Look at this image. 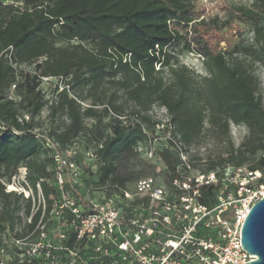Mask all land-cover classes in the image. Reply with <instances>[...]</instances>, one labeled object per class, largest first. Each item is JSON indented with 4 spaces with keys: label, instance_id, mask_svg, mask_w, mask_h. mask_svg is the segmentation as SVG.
<instances>
[{
    "label": "trees",
    "instance_id": "trees-1",
    "mask_svg": "<svg viewBox=\"0 0 264 264\" xmlns=\"http://www.w3.org/2000/svg\"><path fill=\"white\" fill-rule=\"evenodd\" d=\"M227 11L225 18L206 16L193 0H0V255L2 236L14 229L21 208L25 217L22 229L13 235L14 250L22 258L3 263L0 256V264H49L45 250L36 255L26 252L40 240L41 225L52 243L58 241L51 239V229L58 227L56 235L66 233L68 238L62 242L72 244L73 234L66 228L71 211L57 207L53 154L78 140L80 132L93 134L99 165L94 171L87 169L88 175L79 168L78 182L64 175L65 188L78 204L87 207L91 184L108 181L126 186L128 177L120 173L119 163L133 153L145 133L141 122L126 124L119 118L118 92L134 103L132 113H141L144 123H150L147 112L152 106L163 107L174 148L190 146L205 124L216 140H226L225 155L210 158L203 173L227 166L264 172V104L254 74L256 64L264 67V0L232 5ZM232 22L248 25L251 40L241 38L231 49H218L213 43L216 32ZM181 42L186 51L201 58L206 74L195 72L169 50ZM29 66L33 67L25 70ZM43 78L64 80L51 99L40 87ZM105 83L115 91L109 105L98 112L94 106L102 98L96 92ZM70 90L95 96L82 108ZM44 107L51 120L63 113L67 123L47 133L36 130L33 119ZM109 111L114 117L105 129L85 126V119L101 122ZM231 123L247 127L237 147L229 138ZM78 152L73 158L77 164ZM159 155L168 171L167 181L181 176L188 165L168 146ZM21 166L26 168L34 199L5 190ZM37 183L44 208L35 204ZM201 201L210 207L214 204L210 188L202 192Z\"/></svg>",
    "mask_w": 264,
    "mask_h": 264
},
{
    "label": "built area",
    "instance_id": "built-area-1",
    "mask_svg": "<svg viewBox=\"0 0 264 264\" xmlns=\"http://www.w3.org/2000/svg\"><path fill=\"white\" fill-rule=\"evenodd\" d=\"M78 149L74 140L53 154L57 207L71 211L66 228L73 242L63 243L68 237L58 232V243H52L41 225L40 240L30 244L28 255L45 250L49 264H243L254 258L241 247L240 230L252 204L264 197V172L238 166L181 173L165 184L153 176L135 179L131 188L108 181L91 184L83 209L65 188L64 178L67 174L78 182L80 169L73 160ZM36 187L37 203L44 208L39 183ZM209 188L214 194L211 207L201 201ZM5 190L34 199L24 166Z\"/></svg>",
    "mask_w": 264,
    "mask_h": 264
},
{
    "label": "rangeland",
    "instance_id": "rangeland-1",
    "mask_svg": "<svg viewBox=\"0 0 264 264\" xmlns=\"http://www.w3.org/2000/svg\"><path fill=\"white\" fill-rule=\"evenodd\" d=\"M195 6L199 9H204V14L206 16L217 15L218 17L225 18L228 14V7L232 5L244 4L250 5L251 0H193ZM252 34L249 30L248 25L237 24L232 22L229 27H225L216 32V38L213 43L217 45L218 49H231L235 43L241 39L251 40ZM169 50L178 57V59L188 67H192L195 72L200 74H206V71L201 65V58L197 54L186 51L182 42L175 45L174 47H169ZM33 66L25 67V70L32 68ZM254 74L259 80V90L258 94L261 97V101L264 104V67L260 64L254 66ZM64 85V80L61 78H43L40 87L45 94V97L51 99L54 95L53 90L55 87H60ZM115 91V88L110 85V83H105L102 89L96 92L102 98V103H96L94 108L98 112L103 110V107L108 106V98ZM69 95L77 99L82 108L87 107L91 104L95 95L88 93L86 90H76L73 92L69 91ZM116 103L120 104L121 115L119 118L123 119L126 124H132L135 122H141V129L145 136L138 140L133 149V153L126 155L122 158L119 163V171L122 175L127 176L128 180L125 182L127 187H132V183L135 178L139 176H153L158 179L161 183H167V168L163 164L160 158V151L164 147L168 146L170 150L176 151L182 161H186L189 168L181 170L182 174L193 175L197 173H202L209 166V159H216L217 155L223 154L228 150V145L226 140H216L212 135V132L208 128V124H205L203 133L188 147L174 148L171 146L169 141L172 140V135L170 132V124L166 127L167 116L165 114V109L158 105L152 106V108L147 112L150 118V123H144L141 121V113H132L134 108V103L126 100L121 92H118V98ZM114 117L111 111L104 115L101 122L96 121L95 118H87L84 120V124L88 129L95 130V126L105 129L107 123ZM34 122L38 123L36 130L43 133H47L52 127H56L59 130L63 127V123H67L66 116L63 113H58L54 120H51L48 116V108L44 107L40 115L33 119ZM152 121H158V123L153 124ZM247 134V127L244 125L230 124L229 126V138L233 143L234 147H237L242 141L244 135ZM79 140V152H78V166L85 175H88L89 170L94 171L98 167V162L96 156H88L87 153L95 154L96 146L93 141V134L89 133L87 130L82 131L78 134ZM176 149V150H175ZM196 157L201 158V160H194ZM184 159V160H183ZM221 165H217L216 168H220ZM230 167V166H227ZM95 176L91 174V179ZM35 204L37 200L35 199ZM20 205L23 206L22 200L19 201ZM0 202V211H1ZM18 218L15 219L14 229L10 228L6 230L5 234L2 236V251L1 259L3 263H10L15 258H22L21 254H17L14 250V232L21 230L25 221L22 208L18 212ZM51 239L56 241L58 227L51 229Z\"/></svg>",
    "mask_w": 264,
    "mask_h": 264
},
{
    "label": "water",
    "instance_id": "water-1",
    "mask_svg": "<svg viewBox=\"0 0 264 264\" xmlns=\"http://www.w3.org/2000/svg\"><path fill=\"white\" fill-rule=\"evenodd\" d=\"M240 232L241 247L254 256L243 264H264V197L252 204Z\"/></svg>",
    "mask_w": 264,
    "mask_h": 264
}]
</instances>
